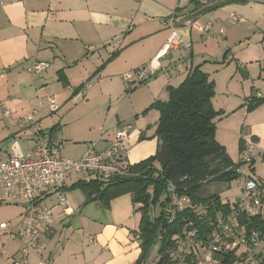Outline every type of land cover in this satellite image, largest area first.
Returning a JSON list of instances; mask_svg holds the SVG:
<instances>
[{
  "label": "crops",
  "instance_id": "crops-1",
  "mask_svg": "<svg viewBox=\"0 0 264 264\" xmlns=\"http://www.w3.org/2000/svg\"><path fill=\"white\" fill-rule=\"evenodd\" d=\"M192 4L195 11L181 17L178 28L191 46L171 51L161 60L156 75L140 85L144 96L136 112L167 102L169 88L180 86L199 67L216 85L213 106L222 113L215 120L216 139L236 163L235 156L240 159L241 146L246 147L248 141L264 148V102L249 111L256 93L264 94V0H219L212 5H205L204 0H0V102L15 119L35 112L43 129L64 145L84 143L82 153L73 160L80 159L90 143L103 150L109 140H115L114 133L103 135L102 126H91V137L81 138L77 131L63 130L59 119L49 117L47 94L54 89L61 108L62 101H72L90 78L124 85L122 76L148 65L168 39L170 31L164 21ZM213 5L219 6L208 10ZM234 15L243 21L233 20ZM190 20L210 28L200 32L185 25ZM36 62L49 67L32 74L28 69ZM122 109L108 130L130 126L123 144L127 163L135 165L156 156L161 146L157 135L160 114L157 125L147 118L132 124L128 122L133 121L131 117L119 118ZM15 143L19 152L26 153L35 140L12 119L0 116L3 160L12 155ZM255 171L253 166V176ZM69 180L67 208L59 205L54 194L45 199L55 208L53 223L44 231L42 254L31 250L27 264H136L141 254L142 215L132 196L118 197L105 208L100 201L87 202L81 189H71L89 179ZM25 211V204H0V264H13L20 258L22 242L17 236ZM3 224L8 227L1 228ZM152 258L151 254L148 264Z\"/></svg>",
  "mask_w": 264,
  "mask_h": 264
},
{
  "label": "built area",
  "instance_id": "built-area-1",
  "mask_svg": "<svg viewBox=\"0 0 264 264\" xmlns=\"http://www.w3.org/2000/svg\"><path fill=\"white\" fill-rule=\"evenodd\" d=\"M218 1L204 0V3L212 5ZM179 20L178 13H173L164 21L163 24L169 29L170 34L148 65L122 76L127 92L135 91L154 77L160 69L161 60L171 51L182 46H191L178 33ZM233 20L243 21L236 15L233 16ZM185 25L204 33L210 28L200 26L195 20L187 21ZM221 32L225 33L224 27ZM48 67L49 64L46 62H36L28 71L39 75ZM90 88L91 84L84 82L82 88L74 94L72 101L77 102L85 98ZM255 97L264 100V94L260 91ZM47 101L51 113L59 111L54 96H49ZM0 116L12 119L20 131L31 133L35 140L33 148L26 153L19 152L15 143L12 147L13 153L8 159L3 160L0 157V204L26 205L23 227L17 236L22 242L20 258L13 264H27L31 250L38 255L42 254L41 240L44 231L53 223L55 208L48 206L45 199L54 194L59 200V205L67 208L68 182L73 175H82L84 178L105 183L116 178L138 175L132 171L133 165L127 163L124 157L123 144L127 141L131 128L130 126L115 128V140H109L103 150H98L95 144H91L80 159L73 160L62 158L64 143L45 132L36 119L35 112L23 119H15L6 104L0 102ZM109 131L108 129L103 131V135ZM260 157L264 158V148L259 147L253 140L248 141L237 169L240 177L236 181L242 188V197L237 205L232 207L230 214H219L215 217L211 222L212 232L203 243L198 241V231L192 229L193 224L189 223L170 253L172 264H223L218 257L232 252L238 258L235 264H264L262 242L258 240V235L256 233L248 235L241 225V216L252 217L262 212L263 191L260 182L252 174L254 162ZM246 167L250 173H247ZM158 175L157 173L156 177ZM167 191L170 199L169 222L173 223L178 213L192 207V200L187 195H179L177 187L172 183L168 184ZM194 211L195 213L200 211V218L207 217L206 207L197 206ZM7 227V224L1 225L3 229Z\"/></svg>",
  "mask_w": 264,
  "mask_h": 264
},
{
  "label": "trees",
  "instance_id": "trees-1",
  "mask_svg": "<svg viewBox=\"0 0 264 264\" xmlns=\"http://www.w3.org/2000/svg\"><path fill=\"white\" fill-rule=\"evenodd\" d=\"M228 1L232 0H225ZM218 6L213 5L208 10ZM215 95L214 81L198 67L180 86L169 88L167 102H156L150 107L160 112L158 137L167 138L170 160L166 168L163 169L158 163V153L132 166L137 176L116 178L107 183L96 179L80 180L71 187L81 189L87 202L100 201L105 208H109L118 197L132 196L133 203L139 206L137 211L142 215L138 232L141 254L136 264H148L156 247L159 255L156 264H172L170 253L189 223L193 224L192 229L198 231V241L203 243L212 232L211 222L215 217L230 214L232 207L237 205V202L223 203L217 194L206 198L198 195L203 186L209 183H231L240 177L237 173L239 164L232 161L225 147L216 139L215 120L222 113L213 106ZM253 102L249 111L264 100L255 97ZM241 147L243 152L245 147ZM157 173L159 175L156 177ZM169 183L177 187L179 195H187L192 200V207L178 213L173 223L169 222ZM158 205L160 212L154 216ZM197 206L208 209L207 217L200 218V211L195 213ZM241 225L248 235L256 233L264 245L262 213L252 217L241 216ZM218 258L223 264L238 261L234 252Z\"/></svg>",
  "mask_w": 264,
  "mask_h": 264
},
{
  "label": "rangeland",
  "instance_id": "rangeland-1",
  "mask_svg": "<svg viewBox=\"0 0 264 264\" xmlns=\"http://www.w3.org/2000/svg\"><path fill=\"white\" fill-rule=\"evenodd\" d=\"M153 78V77H152ZM89 82L91 84V89L88 91V95L85 98L78 100L77 102H73L71 100L62 101L61 108L59 105V111L56 113H51L49 117H52L56 120H60L62 129L66 130L69 128V131H77L80 133L81 138L91 137V133L89 129L91 128H100L102 126L103 131L109 129V122L115 118L116 112L122 109V112L119 114V118H129L128 121L130 123H134L137 120L142 121L145 118L151 124H154L158 121L159 118V111L154 108H149L144 112H136L137 106L139 103L142 102L140 98L144 96V92H141L139 86L133 92H127L125 90V86L122 85L118 87L116 84L101 80L99 81L98 76L94 78H90ZM63 88L61 87V90ZM64 91H62L63 93ZM55 90L53 89L51 92L47 94V96H54ZM134 95L132 99L131 96ZM143 95V96H142ZM65 96V93L62 94ZM55 97V96H54ZM129 99V102L126 100ZM58 103L59 101L56 100ZM109 107V108H108ZM111 107V109H110ZM75 110V111H74ZM111 119V120H110ZM77 122V124H76ZM58 124V123H57ZM155 125H157L155 123ZM83 129H80V128ZM45 132L50 133L45 130ZM52 132V131H51ZM109 132L114 133V137L116 138L114 130H110ZM107 132V133H109ZM58 135V133H57ZM78 136V135H75ZM66 150H62V158L64 159H75L80 156L83 151L84 143L74 144L72 142L65 143ZM94 144L90 143L89 145ZM65 148V147H64ZM241 157V155H240ZM236 164L240 163V159H237L238 156H235ZM158 166V165H157ZM254 166L256 171L254 173V177L260 182L261 190H263V205L261 211L264 216V158H258L254 162ZM247 173H250L248 167H246ZM82 175H73L72 179H79L82 178ZM70 181V180H69ZM214 194H219L222 201L225 203H234L238 198L242 197L243 191L242 188L238 186L237 181H233L231 183H216L212 182L209 183L199 191L198 195L202 198H206L212 196ZM164 197V195H163ZM162 197V199H163ZM161 199V200H162ZM160 212V205L155 208L154 216L158 215ZM152 259L149 264H156L158 263V252L157 247L152 252Z\"/></svg>",
  "mask_w": 264,
  "mask_h": 264
},
{
  "label": "water",
  "instance_id": "water-1",
  "mask_svg": "<svg viewBox=\"0 0 264 264\" xmlns=\"http://www.w3.org/2000/svg\"><path fill=\"white\" fill-rule=\"evenodd\" d=\"M195 7H196L195 4L190 5L187 9H185L180 14H178V17L181 18V17H185V16L192 14L195 11ZM160 142H161V146H160L157 160H158V163L161 165V167L164 169L167 167L169 160H170L169 150H168V145H167V138L164 136H161Z\"/></svg>",
  "mask_w": 264,
  "mask_h": 264
}]
</instances>
